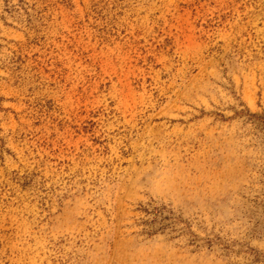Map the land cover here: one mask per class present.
<instances>
[{"label":"rangeland","instance_id":"rangeland-1","mask_svg":"<svg viewBox=\"0 0 264 264\" xmlns=\"http://www.w3.org/2000/svg\"><path fill=\"white\" fill-rule=\"evenodd\" d=\"M0 264H264V0H0Z\"/></svg>","mask_w":264,"mask_h":264}]
</instances>
